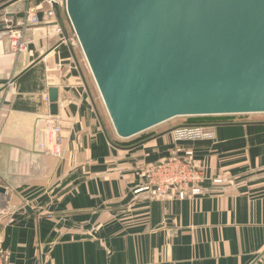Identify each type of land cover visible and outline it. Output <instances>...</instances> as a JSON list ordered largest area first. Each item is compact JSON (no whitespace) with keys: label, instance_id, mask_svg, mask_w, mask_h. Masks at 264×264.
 I'll list each match as a JSON object with an SVG mask.
<instances>
[{"label":"crops","instance_id":"0c3cea01","mask_svg":"<svg viewBox=\"0 0 264 264\" xmlns=\"http://www.w3.org/2000/svg\"><path fill=\"white\" fill-rule=\"evenodd\" d=\"M45 0H0V249L6 264H264V115L206 117L211 140L175 142L178 123L119 139L90 71ZM28 9L27 50L9 29ZM83 77V79H82ZM85 81V83H84ZM57 90V156L41 129ZM166 124V123H164ZM163 126V127H160ZM191 151L199 192L146 190L148 166Z\"/></svg>","mask_w":264,"mask_h":264},{"label":"water","instance_id":"95a60500","mask_svg":"<svg viewBox=\"0 0 264 264\" xmlns=\"http://www.w3.org/2000/svg\"><path fill=\"white\" fill-rule=\"evenodd\" d=\"M64 11L119 139L176 118L264 115V0H65ZM48 100L55 115L56 89Z\"/></svg>","mask_w":264,"mask_h":264},{"label":"built area","instance_id":"2783aa9c","mask_svg":"<svg viewBox=\"0 0 264 264\" xmlns=\"http://www.w3.org/2000/svg\"><path fill=\"white\" fill-rule=\"evenodd\" d=\"M47 10L43 17L46 22L52 23L57 35L63 36V29L60 27L53 5L59 8L65 6V0H45ZM40 24V17L35 9H28L22 19L16 24V29L8 32L10 47L16 54L23 53L27 50V42L25 41V30L30 26ZM66 40L65 38H63ZM71 43H77L74 36ZM44 101L49 102L48 96L44 95ZM43 133L45 145H39V149L51 151L57 156L59 152L56 150L61 144V127L60 118L55 115L47 116L44 121V126L41 129ZM172 136L175 142L211 140L214 138V132L208 127L202 126H186L179 127L172 131ZM147 184L145 189H151L154 194L162 195L170 189H178L179 197H183L184 193L199 192L197 185L202 180L200 173L193 165L192 152L187 151L183 155L173 153L165 159H161L148 166L146 172ZM0 264H6V257L0 249Z\"/></svg>","mask_w":264,"mask_h":264},{"label":"rangeland","instance_id":"374dc122","mask_svg":"<svg viewBox=\"0 0 264 264\" xmlns=\"http://www.w3.org/2000/svg\"><path fill=\"white\" fill-rule=\"evenodd\" d=\"M14 27L16 29V25ZM14 27H12L11 29H9V31H11L12 29H14ZM89 81L91 83V86L93 85V88H92L93 90L91 92L92 97L95 98V101H96L97 105L99 106L101 113L104 114L102 111H105V108H104V106L102 104L101 98H100V96H99V94L97 92V89H96V86H95V84L93 82L92 77L90 78ZM204 120L205 119L198 120V118H176V119H173V120H171L169 122H166V124H163V125H168V123H174V122L175 123H178L179 125H184V126L185 125H189V124L196 125V124H198V122H203ZM160 127H163V126H160Z\"/></svg>","mask_w":264,"mask_h":264},{"label":"trees","instance_id":"16d2710c","mask_svg":"<svg viewBox=\"0 0 264 264\" xmlns=\"http://www.w3.org/2000/svg\"><path fill=\"white\" fill-rule=\"evenodd\" d=\"M194 118H198V120H203V119H205L204 121L207 120L206 117H194ZM204 121H203V122H198V124H196V125H191V124H189V125H185V126H201L202 123H204Z\"/></svg>","mask_w":264,"mask_h":264}]
</instances>
